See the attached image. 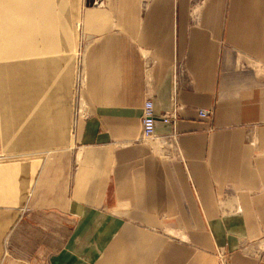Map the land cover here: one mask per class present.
<instances>
[{
	"label": "crops",
	"instance_id": "crops-1",
	"mask_svg": "<svg viewBox=\"0 0 264 264\" xmlns=\"http://www.w3.org/2000/svg\"><path fill=\"white\" fill-rule=\"evenodd\" d=\"M217 247L264 264V0H0V264Z\"/></svg>",
	"mask_w": 264,
	"mask_h": 264
},
{
	"label": "built area",
	"instance_id": "built-area-1",
	"mask_svg": "<svg viewBox=\"0 0 264 264\" xmlns=\"http://www.w3.org/2000/svg\"><path fill=\"white\" fill-rule=\"evenodd\" d=\"M88 4H101L108 0H84ZM200 115L203 117L209 116V112L206 110H201ZM176 113L168 112L164 113L161 118L164 122L170 124L174 122ZM156 115L154 111V103L152 99H147L144 102L143 106V116H142V135L144 138H153L156 135L155 124H156Z\"/></svg>",
	"mask_w": 264,
	"mask_h": 264
},
{
	"label": "rangeland",
	"instance_id": "rangeland-1",
	"mask_svg": "<svg viewBox=\"0 0 264 264\" xmlns=\"http://www.w3.org/2000/svg\"><path fill=\"white\" fill-rule=\"evenodd\" d=\"M151 139V138H144ZM214 254L219 262V264H230V253L225 247H217Z\"/></svg>",
	"mask_w": 264,
	"mask_h": 264
}]
</instances>
